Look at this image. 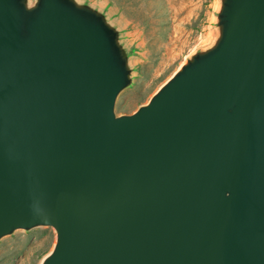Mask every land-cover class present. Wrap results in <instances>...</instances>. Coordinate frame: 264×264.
I'll use <instances>...</instances> for the list:
<instances>
[{"label": "water", "instance_id": "water-1", "mask_svg": "<svg viewBox=\"0 0 264 264\" xmlns=\"http://www.w3.org/2000/svg\"><path fill=\"white\" fill-rule=\"evenodd\" d=\"M130 114L119 32L76 0H0V238L40 264H264V0Z\"/></svg>", "mask_w": 264, "mask_h": 264}, {"label": "rangeland", "instance_id": "rangeland-1", "mask_svg": "<svg viewBox=\"0 0 264 264\" xmlns=\"http://www.w3.org/2000/svg\"><path fill=\"white\" fill-rule=\"evenodd\" d=\"M101 12L128 54L129 85L116 97V115L130 114L193 54L218 37L221 0H76ZM35 0H28L33 5ZM56 241L51 226L17 229L0 238V264H40Z\"/></svg>", "mask_w": 264, "mask_h": 264}]
</instances>
